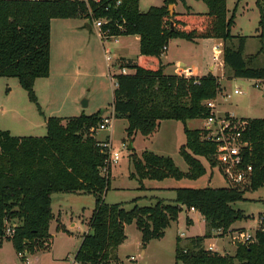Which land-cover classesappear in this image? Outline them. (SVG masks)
Listing matches in <instances>:
<instances>
[{
	"label": "trees",
	"instance_id": "obj_1",
	"mask_svg": "<svg viewBox=\"0 0 264 264\" xmlns=\"http://www.w3.org/2000/svg\"><path fill=\"white\" fill-rule=\"evenodd\" d=\"M120 1V3H118ZM186 0H164L161 6L140 10V0H0V77H17L20 85L37 102L35 81L50 75L51 22L54 18H81L89 23L103 19L106 37L137 35L140 53L136 60L122 59L116 73L112 113L128 121L130 139L137 133L148 136L163 120L206 119L212 109L207 101L221 91L220 78L212 73L185 76L165 73L161 56L172 38L197 41L218 38L224 42L223 59L231 71L229 78L264 80V67L253 65L254 56L244 57L245 37L238 48L229 43L235 14L229 15L227 0H202L207 12L170 13L169 6ZM261 36L264 37V11L258 0ZM174 23V29L171 27ZM40 109V107H39ZM41 111V109H40ZM102 111L90 115L47 118L44 136H16L0 130V246L13 243L18 255L49 248L54 193H91L96 196L93 214L76 252L81 264H125L114 254L125 242L127 224L136 223L144 244L165 236V230L184 208L199 211L208 227L222 228L221 234L245 217L232 204L245 199L240 185L223 187H179L173 203L158 199L153 206L135 205L126 210L121 203L109 204L103 195L109 189L111 165L91 129L102 120ZM243 138L248 142L246 156L252 166L250 190L264 187V118H248ZM185 143L180 154L188 164L182 171L170 156L145 150L135 153L132 177L140 180L189 178L196 180L207 168L199 156L212 161L216 143L206 138L203 128L184 125ZM105 172L107 174H105ZM247 188V189H248ZM189 221V218H187ZM16 223L6 235L7 223ZM211 232L187 238L177 237L176 260L185 264H264V213L255 240L237 246L234 254H221L204 246Z\"/></svg>",
	"mask_w": 264,
	"mask_h": 264
},
{
	"label": "rangeland",
	"instance_id": "obj_2",
	"mask_svg": "<svg viewBox=\"0 0 264 264\" xmlns=\"http://www.w3.org/2000/svg\"><path fill=\"white\" fill-rule=\"evenodd\" d=\"M260 2L264 11V0ZM163 4L164 0H141L140 7L142 11H147L150 6ZM186 4L187 10L195 12L208 9L202 0H186ZM181 7L185 5L182 3ZM227 7L229 15L235 14V23L231 30L233 40L229 45L238 48L239 38L245 37L244 57L249 59L254 56L253 65L264 67V37L261 36L258 0H227ZM70 20L71 24L78 22L76 19ZM61 21L68 20L55 18L52 24L53 71L48 85L37 84V91L35 90L37 102L30 100L28 92L22 88L17 77H0V130H9L16 136H44L47 134V118L50 116L72 117L90 115L99 111H104L102 115L107 116L112 113L116 88L114 75L121 72V61L117 59V53L111 51V60L107 61L102 41L96 32H92L90 38L84 36L82 49L86 50L84 57L77 62L78 56L75 54L74 57L76 32L62 30ZM134 40V36L125 39L126 43H131L126 50L129 54L126 56L129 58H135L133 55L139 52V45ZM181 40L184 42H180ZM103 42L107 48L111 47L108 39ZM192 43L181 38L170 39L168 50L170 58L181 55L188 64L198 67L199 74L209 72L208 65L219 62L213 58V46L218 42L213 38H204L199 40L197 45ZM67 44L71 47L69 51L66 49ZM225 69V76H228L231 71L226 66ZM172 71L173 68L168 70V72ZM257 82L256 79L225 78L224 86L217 96L218 101L217 98L214 101L217 113L223 115L225 110L230 109L239 117L264 118V84L258 87ZM237 88L242 90V94H234ZM84 99L87 100V106L82 104ZM185 124L191 129H207L208 125L207 120L200 118L189 119ZM185 124L179 120H163L160 128L148 136L137 132L132 137L133 150L128 149L130 138L127 134V119L114 116L111 127L104 130L99 129L98 125L94 126L90 132L96 135V139L100 141L109 139L112 141V152L119 153V159L111 161L110 185L103 195L105 202L121 203L126 210H131L135 205L153 206L158 199L173 203L176 197L175 189L179 187L233 185L219 171L215 155L212 156V161L199 156L207 172L196 180L189 178L140 180L139 177L131 176L135 172L132 154L141 157L145 150L172 157L176 165L186 172L188 164L180 154V147L186 140ZM218 129L212 126L208 131L215 133ZM249 185L250 181L240 185L246 191L245 199L232 204L235 209L241 210L245 217L232 224L230 227L232 231L227 234H221L222 232L219 233L217 229L208 227L200 212H191L184 208L178 219L165 230L163 238L154 239L147 244L143 243L142 232L136 223L127 224L125 229L127 239L118 247L114 257L125 264H185L176 260L177 237H180L181 244L184 245L187 243V238L204 235L206 232H211L212 237L204 242L206 248L207 245L214 243L219 253L232 254L237 249L230 237L233 232L247 231L255 234L262 226L264 187L253 191L248 188ZM52 197L55 218L50 223L49 248L42 247L34 252H26L27 261H25L18 255L13 243L5 239L0 246V264H71L73 262L83 235L89 231L88 222L95 208L96 196L91 193L58 192ZM188 217L193 219L192 223H188Z\"/></svg>",
	"mask_w": 264,
	"mask_h": 264
},
{
	"label": "built area",
	"instance_id": "obj_3",
	"mask_svg": "<svg viewBox=\"0 0 264 264\" xmlns=\"http://www.w3.org/2000/svg\"><path fill=\"white\" fill-rule=\"evenodd\" d=\"M120 3V1L118 2ZM106 23V20L97 19L93 21L94 27L98 31V35L101 38H107L105 32L102 31L103 24ZM164 52L167 50V47H164ZM106 59H110V55L106 51ZM218 47H216L215 58L218 59L219 55ZM179 75L190 76L191 70L189 67H180ZM264 80H258L256 86H263ZM234 94H242V90L235 89ZM228 96V94H227ZM216 100V99H215ZM215 100L207 101L208 107L212 109L211 115L206 118L207 120V131L215 126L219 128L215 133H210L208 131L206 138L212 140L216 143V153L215 157L219 165V171L224 176V178L233 185H243L246 182L250 181L252 166L247 160L246 150L248 142L244 140L243 134L247 128L248 121L247 119H234L229 113L225 115H219L215 109ZM216 111V112H215ZM113 113L107 116H103L102 120L98 124L99 129H108L111 127L113 122ZM205 129V128H204ZM99 141V145L102 147V151L108 154V163L111 165V161H116L119 159L118 152H112V141L105 139L104 141ZM105 174H107L105 172ZM195 210V208H191ZM16 223L11 224L7 223L5 233L6 235H12L14 233V228ZM219 233L222 232V228L217 229ZM231 240L234 245L238 246L240 244H248L255 240V234L248 233L247 231H238L233 232L231 235ZM210 250H213V246L210 245L207 247ZM25 254V253H24ZM26 255V254H25ZM71 264H81L76 261L75 258Z\"/></svg>",
	"mask_w": 264,
	"mask_h": 264
},
{
	"label": "crops",
	"instance_id": "obj_4",
	"mask_svg": "<svg viewBox=\"0 0 264 264\" xmlns=\"http://www.w3.org/2000/svg\"><path fill=\"white\" fill-rule=\"evenodd\" d=\"M140 3H141V0H140ZM181 5H182L181 2H178L177 4L174 5L175 12H178V13H184V12H186V10H187L186 9V5L187 4L185 5V7H181ZM150 7H152V6H150ZM207 8H208V6H207ZM140 10H141V7H140ZM207 11H208V9L206 11H202V12H207ZM142 12H146V11H142ZM193 12H195V11H193ZM54 19H52V22H51V64H50V75L48 77H45V78H38L35 81L34 89L36 91H37V84H40L41 86H45V85H48V81L51 80L52 71H53V65H52V24L54 22ZM66 19L68 21H61L60 25L62 26V30H64V31H75L76 32V36L77 37H76V40L74 42V57H76L75 54L78 56V58H77V62H78L81 59V57L82 58L84 57L83 55H84L85 50H86V49H84V50L82 49V46L84 44L83 43V39L85 38L84 36L87 35L90 38L91 35H92V32H96L97 33V36L99 37L98 31L94 27V25L91 24V23H89L86 19H79V18H66ZM70 19H76L78 22L77 23H74V24H71V20ZM85 28H86V30H85ZM130 36H134V39H135L134 41L136 43H138V45H139V52L133 55L135 58H129V57L126 56V55H129V54L126 53V50L129 49L131 43H126L125 39L128 38V37H130ZM99 38L102 41V48H103V51H104V55L105 56H106V53H105L106 51L108 52V55H110V53L112 51L114 53H117L116 54V57H117L118 60L120 59V61H122V59H125V60H130V59L131 60H136L137 57H138V55H139V53H140V38L137 35H125V36L110 37V38H108V37L107 38H101V37H99ZM105 39H108L109 40V42L111 44V47L107 48L105 46V42H103V40H105ZM181 39H183V38H181ZM213 39L218 42L217 45L213 46V50H214L213 51V54H214V57L213 58L216 61L218 60L219 62L210 63L208 65V71L209 72H206V73H204L202 75L199 74L198 67L196 65H193V64L192 65L191 64H188V62L184 58H182L181 55L180 56H176V58H172L173 56L170 58V56L168 54V50L170 49V40H169L168 45H166L167 50H166V52H163V54L161 56L162 63L165 66V73H167V74H179V70L178 69L180 67H183V68L184 67H189V69L191 70V74H193L195 76H203V75H207L209 73H212V74H214V75H216L218 77L220 76L219 77L220 78V82H221V85L223 87L224 86V84H223L224 79L225 78H229V76H231V73L228 76H225V70L226 69H225V64H224V59H223L224 42L221 39H218V38H213ZM199 40H201V39H199ZM199 40H197V41H190V42H193L192 44L197 45L199 43ZM180 42H184V41L181 40ZM216 47H218V50L220 52L219 55H218V59L215 58ZM70 48L71 47L69 46V44H67V46H66L67 51H69ZM68 58H70V55L69 54H68ZM110 60H111V56H110V59L107 60V61H110ZM171 68H173V71L172 72H168V70H170ZM217 69H219V71H217ZM121 72H124V73H134V70L128 69V68H124V69H121ZM41 79H43V80H41ZM229 79H231V78H229ZM217 101H218V98H217ZM102 113H104V111H102ZM228 113L231 116L236 117V118H247V119L248 118H253L251 116H240L239 117L236 114H234V112L232 110H230V109L225 110V113H222V114L225 115V114H228ZM52 202H53V197H52ZM189 211L196 212V213L199 212L197 210H189ZM188 218H189L188 223H192L193 222V219L191 217H188ZM125 229H126V227H125ZM181 235L183 237V233ZM208 239H210V238H208ZM210 245L213 246V250L214 251H217L216 246L214 245V243L213 244H209L207 246L209 247ZM235 252H236V249H235V251L232 254H234Z\"/></svg>",
	"mask_w": 264,
	"mask_h": 264
},
{
	"label": "water",
	"instance_id": "obj_5",
	"mask_svg": "<svg viewBox=\"0 0 264 264\" xmlns=\"http://www.w3.org/2000/svg\"><path fill=\"white\" fill-rule=\"evenodd\" d=\"M169 10H170V13L171 14H173L174 12H175V9H174V5L173 4H171L170 6H169ZM171 27H172V29H174V23H171ZM82 104L84 105V106H87V100H83L82 101ZM128 149L129 150H133L134 149V146H133V139H130L129 140V145H128Z\"/></svg>",
	"mask_w": 264,
	"mask_h": 264
}]
</instances>
